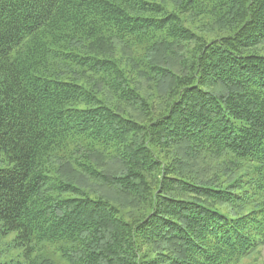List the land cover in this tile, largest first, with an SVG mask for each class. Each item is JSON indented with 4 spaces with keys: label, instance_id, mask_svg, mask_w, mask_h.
<instances>
[{
    "label": "trees",
    "instance_id": "obj_1",
    "mask_svg": "<svg viewBox=\"0 0 264 264\" xmlns=\"http://www.w3.org/2000/svg\"><path fill=\"white\" fill-rule=\"evenodd\" d=\"M0 233V264H264V0H0Z\"/></svg>",
    "mask_w": 264,
    "mask_h": 264
},
{
    "label": "rangeland",
    "instance_id": "obj_2",
    "mask_svg": "<svg viewBox=\"0 0 264 264\" xmlns=\"http://www.w3.org/2000/svg\"><path fill=\"white\" fill-rule=\"evenodd\" d=\"M14 234L13 233H9L6 235H3L2 233H0V251H8L9 253H12L13 255H17L20 253V249H18L15 245H14ZM55 259H57V257H54ZM252 264V263H249Z\"/></svg>",
    "mask_w": 264,
    "mask_h": 264
}]
</instances>
